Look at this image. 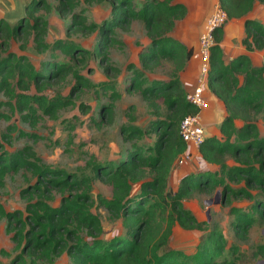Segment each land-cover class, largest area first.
Returning a JSON list of instances; mask_svg holds the SVG:
<instances>
[{
  "label": "trees",
  "instance_id": "trees-1",
  "mask_svg": "<svg viewBox=\"0 0 264 264\" xmlns=\"http://www.w3.org/2000/svg\"><path fill=\"white\" fill-rule=\"evenodd\" d=\"M40 2L34 0L26 5L24 23L16 22L11 26L0 19V34L6 39L18 40L32 32L37 52L46 49L51 56L60 52L73 62H84L85 52L78 50L75 44L56 41L48 46L42 41L40 36L46 24L37 18L32 21L34 9ZM71 2L68 0L66 5L58 7L61 15L65 14L67 7L71 9ZM115 2L117 4L111 5L110 19L97 27L86 24L84 13L76 25L83 33H92L96 29L99 35L97 47L103 45L106 53L108 37L115 39L116 31L131 21L141 23L149 42L138 54L140 68L128 66L124 91L137 93L153 119L145 129H141L128 117V123L120 127L123 140L130 143L124 158L115 165L89 160L93 177H78L74 173L69 179L64 171H49L36 165L30 161L36 158L28 146L0 155V187L6 175L16 173L19 168H31L42 180L22 190L23 196L24 193L29 194L31 188L39 193H50L48 184L55 190H71L63 196L58 207H50L41 198L37 199L26 207L27 214L22 218L5 212L0 204V219H6V231L13 233L11 239L19 249L12 264H55L63 254L71 264H237V246H230L223 233L216 229L204 234L191 251L166 247L174 228L201 232L207 226V222L199 220L183 204L194 193H210L219 187L224 204L237 199L252 201L247 207H230L229 210L232 217L230 228L241 240H246L255 223L259 220L264 222V129L261 131L254 123L260 116L264 126V21L246 19L242 41L247 50L263 53L260 67L252 66L246 55H239L226 63L219 46L222 28L215 32L207 87L211 95L223 104L226 115L219 127V137L206 138L198 148L199 157L207 169L184 175L175 188L169 189L174 161L187 150L179 133L180 122L198 112L187 103L180 80L193 51L170 36L176 23L186 17L187 8L174 3V0ZM255 2L264 5V0H219V7L227 20L241 19L252 12ZM20 47L23 49L24 45ZM50 58L41 62L40 70L34 68L28 57L12 54L0 59V91L6 99L0 101V106H9L24 122L31 120L35 124L43 117L56 121L60 110L74 104L73 97L77 93L92 90L96 94L100 89L104 94L109 93L113 105L98 102V119L93 120V124L99 126L103 117H111L114 102L121 97L113 83L94 84L78 69ZM105 58L106 54L102 59ZM164 62L172 64L169 80L150 79L144 73L145 70L154 72ZM109 70L118 73L111 66L104 67L105 74ZM66 75L74 79L68 95L41 94L44 87L53 85L55 80ZM12 82H15V88ZM31 86L37 93H26ZM159 102L165 107L164 117ZM1 119L9 118L0 113ZM237 121L241 123L240 127H236ZM70 129L73 130L74 126ZM20 135L36 138L32 134ZM150 136L154 137L153 143L139 144ZM6 138V134L1 136L3 140ZM227 156L233 160L232 166L227 165ZM49 173L55 176V180L47 184ZM97 178L111 187V197L98 195V204L112 219L121 221L123 237L105 239L101 236L102 223L91 211L92 198L88 191L92 180ZM230 183L242 186L235 189ZM80 189L82 191L78 192ZM13 222L19 227L13 229ZM259 250L263 254L264 246Z\"/></svg>",
  "mask_w": 264,
  "mask_h": 264
},
{
  "label": "rangeland",
  "instance_id": "rangeland-1",
  "mask_svg": "<svg viewBox=\"0 0 264 264\" xmlns=\"http://www.w3.org/2000/svg\"><path fill=\"white\" fill-rule=\"evenodd\" d=\"M20 1L25 7V11L16 14V16L24 18L10 21L9 24L11 26L18 21L24 23L27 18L26 5L34 0ZM38 1L41 2L34 9L32 21L37 18L46 24L43 29L44 32L40 36L42 41L48 46L56 41H63L67 44L73 43L78 47V50L85 52L84 62H73L60 52H56L54 56H51V52L46 49L42 52H37L34 43L35 34L32 32L26 37H20L18 40L6 39L3 34H0V59L12 54L28 57L34 68L40 70L41 62L51 57L50 59H56L57 63H67L70 67L78 69L82 76L88 78L94 84L113 83L121 97L116 99L115 102L113 101L114 110L111 117H103L99 126L93 124V120L98 119V102L105 103L107 106L113 105L112 101L109 100V93L104 94L100 89L96 91V94L92 90H83L77 93L73 97L74 104L60 110L56 121L43 117L37 120L35 124H32L31 120L24 122L18 113L10 110L9 106L1 105L0 113L5 114L9 119L0 120V155L5 152L14 153L28 146L31 148L33 157L36 158L34 160L30 159V161L36 163V165L47 168L49 171H64L69 179L73 177L74 173L78 177H93L89 160L101 164L111 163L115 165L124 158L130 143L123 140L120 127L128 123V117H131L134 125L141 129H145L151 119H153L146 104L137 93L127 94L124 91L126 86L125 77L129 75L128 66L133 65L140 68L138 54L148 45L149 40L141 23L139 21H131L124 28H119L116 31L115 39L108 37L109 39L106 40L108 49L105 53L103 52V45L99 47L100 49L97 47L99 39L97 30L95 29L92 33H83L76 24L80 21L79 16L84 13L86 24H94L97 27L102 21L110 19L111 5L117 4L116 0H72L71 9L67 7L65 14L63 13L62 15L59 13L58 7L63 4L66 5L68 0ZM138 1L142 3L144 0ZM174 3H177L176 0H174ZM6 9L5 1L0 0V19H4L5 13L8 11ZM21 45H24L23 49L20 47ZM104 53L106 58L102 59L105 56ZM74 56L77 57V54L75 53ZM77 60H79V57ZM106 66L113 67L118 73L109 70L108 74H105L104 67ZM171 71L172 64L164 62L161 66L155 68L154 72L145 70L144 73L150 79L167 81L170 79ZM14 84L15 82L13 83V88H15ZM52 84L44 87L41 94L53 96L56 93H60L62 96H66L72 86H74V79L71 75H66L63 79H57ZM26 93L37 92L31 86L29 92ZM4 100L6 99L2 97V92L0 91V101ZM159 105L164 117L165 107L161 102H159ZM260 120L259 116L254 123L263 131L264 126ZM71 126H74L73 130L70 129ZM20 133L36 135V138L22 136ZM4 134L7 136L5 140L1 139ZM69 135L70 139H68ZM153 141V136L145 137L139 144L149 145ZM178 158L179 156L175 159L172 166L171 173L172 176L174 173L172 177L174 179L173 184L169 183V189H173V186L177 185L178 176L183 173L184 169H188L189 166L193 165L195 168L191 166L190 169L193 168L195 172L207 169L201 159L188 162L187 166L182 169L177 164ZM225 161L228 166L233 165V160L230 157L227 156ZM54 177L53 174H47L48 182L46 183L54 181ZM39 180L41 181L42 178L37 177L36 173L31 171V168H19L16 173L6 175L3 180L4 184L0 187V204L5 212L15 213L17 216L21 215L22 218L27 214L26 207L40 198L50 207H58L63 196L68 195L69 191H71L69 189L64 191L55 190L48 184L50 193H39L31 188L29 194L24 193V196L21 194L22 190L37 185L40 182ZM230 186L239 189L242 185L230 183ZM81 191V189L78 190V192ZM88 191L92 198L91 211L98 215L102 223V238L123 237L124 231L121 228V221L112 219L97 201L98 195L110 198L111 187L97 178L92 180ZM221 193L222 190L218 187L210 193H194L189 199L183 201L184 206L196 215L199 220L207 222V226L203 227L201 232L198 230L183 231L174 228L166 249L191 251L207 232L216 229L223 233L230 246H237V264H264V253L262 254L259 250V247L264 246V222L259 220L255 223L248 231L246 240L235 237L234 232L230 228L232 219L229 216L230 207H247L250 203L252 204V201L237 199L230 202L231 205L230 203L224 204L221 201ZM217 195L218 203L215 204ZM16 227H19L18 223L12 228L15 229ZM6 229V219H0V264H12V261L19 254V249L11 239L13 233H7ZM13 229L11 231L14 232ZM55 264H71V262L63 254L56 259Z\"/></svg>",
  "mask_w": 264,
  "mask_h": 264
},
{
  "label": "crops",
  "instance_id": "crops-1",
  "mask_svg": "<svg viewBox=\"0 0 264 264\" xmlns=\"http://www.w3.org/2000/svg\"><path fill=\"white\" fill-rule=\"evenodd\" d=\"M176 2L185 5L187 8V14L183 20L176 23L170 36L187 48H191L194 52L198 47L199 37L204 30L206 21L215 8L219 6V0H176ZM246 19H253L260 22L264 21V5L255 2L252 12L245 17L241 19L227 20L222 27L219 46L226 63L239 55H246L250 58L252 66L260 67L262 65L263 53L255 50H247L242 44V41L245 38L244 21ZM197 76L198 65L195 61L190 59L186 64L185 70L180 74V80L185 92L192 90L197 85ZM206 92L205 97L209 101V108L200 112V118L202 120L206 137L211 138L216 136L218 138L219 126L226 115L225 108L218 99L211 95L209 90ZM235 125L236 127H240L241 123L237 121L235 122ZM188 151L190 152L192 162L200 159L198 148L189 146ZM191 166H189L188 169H184L183 173L178 176V182L184 175L195 172L193 168V170L190 169ZM173 176L171 173V184H173ZM173 187L175 188L176 186Z\"/></svg>",
  "mask_w": 264,
  "mask_h": 264
},
{
  "label": "built area",
  "instance_id": "built-area-1",
  "mask_svg": "<svg viewBox=\"0 0 264 264\" xmlns=\"http://www.w3.org/2000/svg\"><path fill=\"white\" fill-rule=\"evenodd\" d=\"M227 21V16L218 6L207 19L204 30L199 37L198 47L192 52L191 60L198 65L197 85L186 92L185 99L188 104L195 107L198 112L185 117L179 125L180 136L187 146V150L182 153L177 161L180 168L187 166L191 162L189 146L199 148L206 139L205 131L200 120V112L209 108V101L206 99L208 72L210 67V51L214 46L215 32L222 28Z\"/></svg>",
  "mask_w": 264,
  "mask_h": 264
},
{
  "label": "water",
  "instance_id": "water-1",
  "mask_svg": "<svg viewBox=\"0 0 264 264\" xmlns=\"http://www.w3.org/2000/svg\"><path fill=\"white\" fill-rule=\"evenodd\" d=\"M7 6L8 11L5 13L4 20L7 22H10L12 20H18L22 19L24 17L20 16L17 17L16 14L25 11L24 5L21 3L20 0H4ZM19 22V21H18ZM220 127V126H219ZM206 136V133H204ZM207 138V137H206ZM216 201L214 202L215 204L218 203V195L216 196Z\"/></svg>",
  "mask_w": 264,
  "mask_h": 264
}]
</instances>
